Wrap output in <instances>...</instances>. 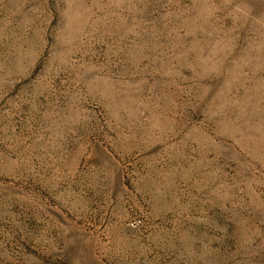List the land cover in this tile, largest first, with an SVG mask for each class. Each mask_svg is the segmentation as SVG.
<instances>
[{
	"label": "rangeland",
	"instance_id": "rangeland-1",
	"mask_svg": "<svg viewBox=\"0 0 264 264\" xmlns=\"http://www.w3.org/2000/svg\"><path fill=\"white\" fill-rule=\"evenodd\" d=\"M0 264H264V0H0Z\"/></svg>",
	"mask_w": 264,
	"mask_h": 264
}]
</instances>
